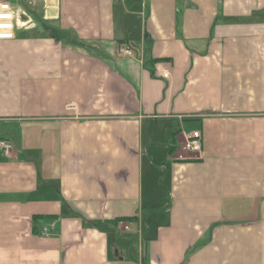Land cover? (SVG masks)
I'll list each match as a JSON object with an SVG mask.
<instances>
[{
    "label": "crops",
    "instance_id": "obj_1",
    "mask_svg": "<svg viewBox=\"0 0 264 264\" xmlns=\"http://www.w3.org/2000/svg\"><path fill=\"white\" fill-rule=\"evenodd\" d=\"M0 1V264H264V0Z\"/></svg>",
    "mask_w": 264,
    "mask_h": 264
},
{
    "label": "built area",
    "instance_id": "obj_2",
    "mask_svg": "<svg viewBox=\"0 0 264 264\" xmlns=\"http://www.w3.org/2000/svg\"><path fill=\"white\" fill-rule=\"evenodd\" d=\"M18 24L26 25L25 20H21L20 16L13 7L7 1H0V40L12 39L14 37L15 27ZM121 52L130 54L128 48L120 49ZM168 72L165 70L162 73V77L166 78ZM76 107L73 104L66 106L67 110H74ZM202 138L199 130H192L185 135L184 141L180 146V150L183 153H199L201 151ZM12 144L5 139H0V154L4 157H10L12 154ZM183 153L179 154L178 157H183ZM119 226H123L125 229L128 228V223L119 219L117 221Z\"/></svg>",
    "mask_w": 264,
    "mask_h": 264
}]
</instances>
